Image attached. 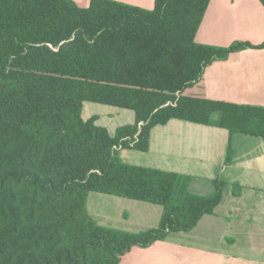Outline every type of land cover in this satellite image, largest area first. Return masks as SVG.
Returning a JSON list of instances; mask_svg holds the SVG:
<instances>
[{
	"label": "trees",
	"instance_id": "trees-1",
	"mask_svg": "<svg viewBox=\"0 0 264 264\" xmlns=\"http://www.w3.org/2000/svg\"><path fill=\"white\" fill-rule=\"evenodd\" d=\"M211 1L155 0L146 10L0 0V264H120L214 213L222 183L196 195L191 177L126 164L113 150L140 122L138 143L123 150L147 152L152 130L171 120L264 138L263 107L184 94L213 63L264 47L197 43ZM85 102L132 110L136 122L111 136L96 118L83 120ZM90 193L159 205L160 224L140 233L101 226Z\"/></svg>",
	"mask_w": 264,
	"mask_h": 264
},
{
	"label": "crops",
	"instance_id": "crops-1",
	"mask_svg": "<svg viewBox=\"0 0 264 264\" xmlns=\"http://www.w3.org/2000/svg\"><path fill=\"white\" fill-rule=\"evenodd\" d=\"M74 1L84 7L90 4ZM115 1L146 10L155 5V0ZM196 42L217 47L263 45L264 6L259 0H212ZM186 96L264 108V47L245 48L213 63ZM132 112H113L111 120L126 117L124 124H100L96 117V125L114 136L120 127L135 124ZM120 159L189 176L190 192L200 196L213 195L215 183H222L220 204L194 230L170 235L146 249L133 248L120 264H264L263 137L171 120L152 130L147 152L122 150ZM87 209L99 225L131 233L157 228L163 215L159 205L99 193L89 194Z\"/></svg>",
	"mask_w": 264,
	"mask_h": 264
},
{
	"label": "rangeland",
	"instance_id": "rangeland-1",
	"mask_svg": "<svg viewBox=\"0 0 264 264\" xmlns=\"http://www.w3.org/2000/svg\"><path fill=\"white\" fill-rule=\"evenodd\" d=\"M189 89H191V88H189ZM189 89H187L185 91L186 95L189 92ZM115 111L117 113H130L131 115H134L133 112L130 110L128 111V110H123V109H119L116 107L106 106V105H102V104H98V103L85 102L83 104V108H82V118H83V120L87 121V120H90L92 118L98 117L101 120L100 124H102L104 122H108V121H112L113 123L116 122L117 125L118 124H124V122H127L126 117L118 118L115 116V121L111 120L114 118L113 112H115ZM124 111H126V112H124ZM110 114H112L111 117H110Z\"/></svg>",
	"mask_w": 264,
	"mask_h": 264
},
{
	"label": "built area",
	"instance_id": "built-area-1",
	"mask_svg": "<svg viewBox=\"0 0 264 264\" xmlns=\"http://www.w3.org/2000/svg\"><path fill=\"white\" fill-rule=\"evenodd\" d=\"M177 97H180V92L177 93ZM171 104V103H170ZM145 125V122H140L138 125V132L135 134L134 138H124L122 139L117 145L113 147L114 151H122L123 150V143L124 142H129L130 147H133L136 143L139 141V135L141 133L142 127Z\"/></svg>",
	"mask_w": 264,
	"mask_h": 264
}]
</instances>
